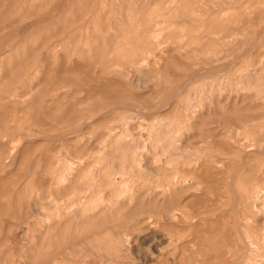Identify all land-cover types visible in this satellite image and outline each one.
<instances>
[{
	"label": "rangeland",
	"instance_id": "374dc122",
	"mask_svg": "<svg viewBox=\"0 0 264 264\" xmlns=\"http://www.w3.org/2000/svg\"><path fill=\"white\" fill-rule=\"evenodd\" d=\"M0 264H264V0H0Z\"/></svg>",
	"mask_w": 264,
	"mask_h": 264
},
{
	"label": "bare ground",
	"instance_id": "6f19581e",
	"mask_svg": "<svg viewBox=\"0 0 264 264\" xmlns=\"http://www.w3.org/2000/svg\"><path fill=\"white\" fill-rule=\"evenodd\" d=\"M110 94H111V93H110ZM119 146H120V145H119ZM112 170H113V169H112ZM114 182H115V181H114ZM118 184H119V183H118ZM123 185H124V184H123ZM123 185H122V186H123ZM223 186H224V185H223ZM221 189H222V188H221ZM257 195H258V194H257ZM259 196H260V195H259ZM259 198H260V197H259ZM222 199H223V198H222ZM207 244H208V243H207ZM217 260H218V259H217Z\"/></svg>",
	"mask_w": 264,
	"mask_h": 264
}]
</instances>
